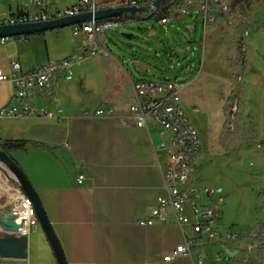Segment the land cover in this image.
<instances>
[{
    "label": "crops",
    "instance_id": "obj_1",
    "mask_svg": "<svg viewBox=\"0 0 264 264\" xmlns=\"http://www.w3.org/2000/svg\"><path fill=\"white\" fill-rule=\"evenodd\" d=\"M81 45L82 39L73 37L71 30L14 38L0 44V68L9 75L10 63L16 60L27 74L52 61H76ZM132 79L128 77L130 87L120 96L124 103L128 99L130 106L134 101ZM74 80L75 76L70 82L60 81L36 91L28 100L35 110L58 115V121L37 116L0 119V141L30 143L26 152L14 153L13 158L39 195L67 263L188 264V258L164 260L184 243V234L192 237L190 228L183 233L174 224L173 214L154 226L139 225L150 218L158 197L166 195L167 156L160 144L168 141V135L152 120L147 128L135 126L130 107L123 113L118 108L115 111L111 103L110 108L83 112L80 104L70 102V94L76 92ZM88 80L85 76L82 88ZM5 108H22V102L13 98L10 82H0V111ZM100 109L110 114L95 116ZM188 115L195 114L189 111ZM80 175L84 176L82 184L78 183ZM9 181L0 165V184ZM7 218L8 209L0 203V237L9 234L1 226ZM219 231L231 232L220 225ZM203 242L204 247L193 253L197 263L205 247L216 245ZM26 253L25 261L0 258V264H57L41 226L29 231Z\"/></svg>",
    "mask_w": 264,
    "mask_h": 264
},
{
    "label": "rangeland",
    "instance_id": "obj_2",
    "mask_svg": "<svg viewBox=\"0 0 264 264\" xmlns=\"http://www.w3.org/2000/svg\"><path fill=\"white\" fill-rule=\"evenodd\" d=\"M8 7V2L0 3V17L8 14ZM127 17L133 22L105 32V52L74 66L76 92L70 94V102L80 104L83 112L110 108L112 103L115 111L118 108L124 113L130 107L126 99L129 96L125 103L120 96L130 87L128 77L187 84L182 100L189 109L198 110L190 118L203 139L195 183L198 187L225 190L219 225L240 233L238 241L221 249L216 245L205 247L201 254L209 258L205 264H221L214 260L216 256L221 257L222 264L257 262L256 245L245 235L264 226V195H259L264 192V0H251L228 15L211 14L215 20L206 29L204 16L198 13L164 26L148 14ZM114 22L120 23L119 19ZM244 31L248 36L243 35ZM125 35L133 38L126 39ZM238 39L246 61L232 73L228 49ZM85 76L89 80L82 88ZM233 92L240 98V108L232 123L225 106ZM227 119V131L231 132L226 141L229 151L220 146L227 132H223ZM251 126L256 145L251 149L237 147L241 137L237 129Z\"/></svg>",
    "mask_w": 264,
    "mask_h": 264
},
{
    "label": "built area",
    "instance_id": "obj_3",
    "mask_svg": "<svg viewBox=\"0 0 264 264\" xmlns=\"http://www.w3.org/2000/svg\"><path fill=\"white\" fill-rule=\"evenodd\" d=\"M157 0H0L8 2V14L0 17V26L50 22L65 18L92 14V20L86 23L73 25L70 28L73 37H80L82 45L76 61L72 58L52 61L43 67L23 74L21 65L14 60L10 63L11 73L6 75L0 68V82H10L13 85V98L22 102V108H5L0 111V119L25 118L37 116L47 120L58 121L55 113L45 110H35L28 102L36 91L47 90L60 81L70 82L74 78L75 62H82L86 55L95 56L98 52H105V32L111 28H118L132 23L129 14L118 18L94 19L95 13L109 9L142 8L150 6ZM244 5H242L243 7ZM242 7H237L236 10ZM161 16L148 14L158 25L172 24L174 20L187 17L190 14H203L205 29L215 18L211 14H231V0H174L165 8ZM137 16V15H136ZM133 17V16H130ZM135 17V16H134ZM119 19V22L114 20ZM243 35L248 36L244 31ZM14 38L0 39V44H5ZM244 50V49H243ZM90 51V54H89ZM134 101L130 106V120L138 128H147L148 120H152L163 134L168 135V141L160 144V149L167 156L164 182L166 195L158 197L157 205L149 219L139 222L140 226H154L159 220L173 214L174 224L184 233L186 228L192 230V237L184 234V243L178 246L164 260L173 262L179 258H188V264H204L207 259L201 253L198 263L193 259L196 249L207 243L216 244L219 248L228 246L239 239V234L233 232L221 233L219 220L222 206L226 202L225 190L221 187H198L195 174L197 159L203 151V142L199 131L191 122L188 112L198 113L197 109L187 110L183 105L182 93L187 84L171 81H136L131 80ZM237 105L231 111V121L234 122ZM62 113V110H59ZM110 114L102 109L95 112V116ZM84 117L88 118L89 113ZM3 167V166H2ZM10 177L8 183L0 184V203L8 209L10 217L19 226L18 235L27 236L31 228L40 226L33 202L28 198L17 183ZM84 176L80 175L78 183L82 184ZM250 240L256 245L264 239V227L252 229L249 233ZM216 262H221V257H215ZM227 263V258H226ZM264 264V260L260 262Z\"/></svg>",
    "mask_w": 264,
    "mask_h": 264
},
{
    "label": "water",
    "instance_id": "obj_4",
    "mask_svg": "<svg viewBox=\"0 0 264 264\" xmlns=\"http://www.w3.org/2000/svg\"><path fill=\"white\" fill-rule=\"evenodd\" d=\"M173 2L174 0H157L152 5L145 6L142 8H120L103 10L95 13L94 19L100 21L104 19L118 18L124 14H129L133 17L142 14H157ZM92 17V14L89 13L71 18H65L43 23L3 25L0 26V39L25 37L46 33L48 31L64 29L73 25L91 21ZM124 37L126 39L133 38V36L128 35H125ZM0 165L7 169L10 176L21 188L24 194L32 200L36 211L37 219L47 237L48 242L51 245L57 264H68L61 244L42 206L40 197L28 177L25 175V173L21 170L20 167H17L13 164L9 156L1 152ZM1 226L9 234L5 237H0V258L3 260L25 261L27 258V236H16L19 232V226L10 217V215L9 218H7L1 223Z\"/></svg>",
    "mask_w": 264,
    "mask_h": 264
},
{
    "label": "trees",
    "instance_id": "obj_5",
    "mask_svg": "<svg viewBox=\"0 0 264 264\" xmlns=\"http://www.w3.org/2000/svg\"><path fill=\"white\" fill-rule=\"evenodd\" d=\"M251 0H231V13L234 12L236 10L237 7H242V5H245L246 3L250 2ZM166 9L161 10L160 12L157 13L156 16H161L162 13H165ZM40 35H43L40 34ZM26 37H30V36H25ZM16 38H20V37H16ZM242 48V49H241ZM228 53L231 55V59H230V63H231V69H232V73H236L237 72V65L239 63L241 64H245L246 58H245V51H243V46H242V41L241 39H238V41L234 44V46H231L228 49ZM238 79V78H237ZM235 79V80H237ZM234 105H237L238 109L240 108V98L236 95L235 92H233L231 94V96L229 97V99L226 102V106H225V114L226 116H230L231 115V111ZM228 119L225 122L224 125V130L223 132L225 133L227 131V127H228ZM238 133L241 132V137L239 139V141L236 143L237 147H246V148H253L256 145V138L254 136L255 130H254V126H251V128H247V129H237ZM230 131H227L225 135H223L220 139V146L226 150L229 151V146H227L226 141L228 140V138L230 137ZM30 143L26 142V141H8V140H1L0 141V152L6 154L7 156L10 157V159L12 160L13 164L16 165L17 167H19L18 163L16 162V160L13 158V154L17 153V152H26L28 150ZM35 145V144H34ZM260 196L264 195L263 193L259 194ZM259 227H264V226H257L254 229H258ZM245 237L247 238H251L250 234H246ZM256 241L261 242L260 246L256 249L257 252V262H253L251 264H260L258 263L259 261H263L264 260V239L259 236Z\"/></svg>",
    "mask_w": 264,
    "mask_h": 264
}]
</instances>
